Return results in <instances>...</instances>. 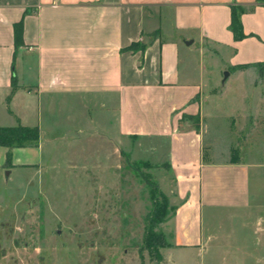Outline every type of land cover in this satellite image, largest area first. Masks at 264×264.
I'll list each match as a JSON object with an SVG mask.
<instances>
[{"label": "crops", "instance_id": "obj_1", "mask_svg": "<svg viewBox=\"0 0 264 264\" xmlns=\"http://www.w3.org/2000/svg\"><path fill=\"white\" fill-rule=\"evenodd\" d=\"M234 6L244 9L239 40L230 29ZM196 41L203 57L225 56L226 81L264 64V0H0V115L9 118L1 125L40 129L39 146L13 148L7 168L40 165L20 156L39 149L45 128L63 118L88 142L98 134L118 150L126 141L130 155L134 144L155 153L165 145L168 159L156 164L173 182L168 247L201 246L204 207L245 216L260 206L251 171L264 164L206 154V66L191 57ZM133 42L145 46L124 49Z\"/></svg>", "mask_w": 264, "mask_h": 264}, {"label": "rangeland", "instance_id": "obj_2", "mask_svg": "<svg viewBox=\"0 0 264 264\" xmlns=\"http://www.w3.org/2000/svg\"><path fill=\"white\" fill-rule=\"evenodd\" d=\"M198 46L191 57L206 66V154L264 164V64L226 81L225 56L203 57ZM8 119L0 115V126ZM88 135L65 118L45 128L40 148L20 156L40 165L7 168L0 146V264H264V166L251 171L259 207L245 216L204 207L201 246H150L151 183L168 198L173 188L166 166L156 164L168 159L165 145L155 153L134 144L130 155L126 141L117 150L98 134L88 142Z\"/></svg>", "mask_w": 264, "mask_h": 264}, {"label": "trees", "instance_id": "obj_3", "mask_svg": "<svg viewBox=\"0 0 264 264\" xmlns=\"http://www.w3.org/2000/svg\"><path fill=\"white\" fill-rule=\"evenodd\" d=\"M244 9L241 7L234 6L232 9V16L230 22V29L233 32L234 38L236 40L242 39L246 36L243 30L242 21L240 19V14ZM23 23L22 20L18 21L14 25V38L16 45L23 42ZM144 43L133 42L129 46L125 47L126 50H134L137 48L143 49ZM16 89L15 79L12 81V91L7 96L6 101L9 102L13 92ZM199 121V120H198ZM196 125L199 127V122ZM40 142V129L38 126H28L18 122L13 126H0V145L7 148L5 165L7 167L12 166V149L16 147H37ZM238 156L233 161L238 160ZM151 197L153 200V209L148 216V228H147V243L152 246L160 245L161 247L169 246L170 243L167 241L164 231L161 229L160 232L155 231V227L163 224L168 220L171 214H169L170 208L172 206L169 203L168 196L159 190L157 184L151 183ZM172 212H174L175 207L173 206ZM154 255L158 260H163L164 256L157 250H154Z\"/></svg>", "mask_w": 264, "mask_h": 264}, {"label": "water", "instance_id": "obj_4", "mask_svg": "<svg viewBox=\"0 0 264 264\" xmlns=\"http://www.w3.org/2000/svg\"><path fill=\"white\" fill-rule=\"evenodd\" d=\"M227 75H228V72H226L225 78L227 77Z\"/></svg>", "mask_w": 264, "mask_h": 264}]
</instances>
